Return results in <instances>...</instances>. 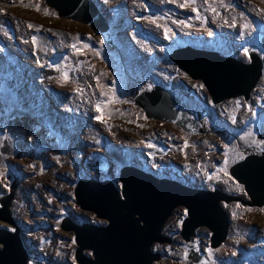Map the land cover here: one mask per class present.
Listing matches in <instances>:
<instances>
[{
	"label": "rangeland",
	"instance_id": "1",
	"mask_svg": "<svg viewBox=\"0 0 264 264\" xmlns=\"http://www.w3.org/2000/svg\"><path fill=\"white\" fill-rule=\"evenodd\" d=\"M95 1L110 23L112 44L103 40L101 45L98 31L59 18L44 0H0V170L5 172L0 178V197L9 193L15 179L10 211L20 229L27 264H77L74 235L61 229L65 220L78 226H106L105 220L74 203L73 191L80 179L110 180L120 188L122 167L152 168L150 173L156 178L247 200L229 169L248 156L264 155V142L259 139L264 131V71L247 102L236 98L213 105L204 86L198 87L202 83L190 80L169 60L174 50L190 41L195 49L249 63L244 48L264 49V14L258 11L264 9V0H222L223 6L221 0H195L185 8L177 6L183 0ZM192 7L201 19H196ZM210 7L220 15L215 16ZM44 9L50 14L45 15ZM241 13L253 24L251 35L239 34ZM233 14L236 28L225 23ZM29 24L34 27L30 29ZM165 27L171 29L168 38ZM18 39L26 41L27 48L13 50L10 43ZM64 72L68 82L62 81ZM101 85L109 94L115 91L119 101L105 110V126L94 119L99 115L94 104L108 99L101 97ZM156 87L167 89L194 110L205 133L191 137L172 124L148 120L134 99ZM236 101L241 102L239 108ZM8 110L13 115L4 114ZM249 132L251 139L246 141ZM148 143L155 147L148 148ZM161 146L170 148V155L154 156ZM101 153L108 157L110 169L105 174L89 173L87 167ZM225 153L228 175L220 170L225 167ZM210 174L212 179H208ZM220 207L229 229L226 240L211 249V260L215 264H264V206L220 203ZM185 218L184 207L173 211L162 230L171 242L153 245L152 250L162 256L153 264H191L185 252L192 242L210 258L208 228H198L189 244L181 239ZM2 228L14 231L0 221ZM84 254L91 257L90 251Z\"/></svg>",
	"mask_w": 264,
	"mask_h": 264
},
{
	"label": "water",
	"instance_id": "2",
	"mask_svg": "<svg viewBox=\"0 0 264 264\" xmlns=\"http://www.w3.org/2000/svg\"><path fill=\"white\" fill-rule=\"evenodd\" d=\"M44 2L59 18L77 21L94 29L101 34L104 42L112 43L110 26L95 0ZM248 56L250 62L245 64L215 52L185 47L174 50L169 60L189 79L201 82L211 103L218 105L236 98H242L244 102L249 100L263 76L264 53L252 46ZM151 103L161 105L152 107ZM134 105L147 119L170 123L189 136L205 132L197 113L162 87L137 95ZM259 139L264 142V131ZM167 152V148H158L154 155L160 156ZM107 160L106 156L100 155L93 166L87 167V171L106 173L109 170ZM229 175L243 187L247 200L218 190L190 188L174 180L156 179L133 166L120 169V188L110 180L80 179L74 187V203L81 211L93 213L107 224L103 227L90 223L78 226L68 220L63 221L61 229L74 235L76 263L153 264L160 261L161 254L154 252L152 247L171 242L162 234V230L178 207L186 209V218L181 224V239L189 242L198 228L206 227L211 233L210 248H218L226 240L229 229L227 216L220 203H240L253 208L264 206V155L246 157L229 169ZM14 181L9 193L0 197V221L14 228L13 232L0 229V264L28 263V255L19 236L20 229L10 211L16 196ZM208 204L213 206V220L203 216ZM85 251H90L91 257L86 256ZM189 251L187 258L193 264L209 260L199 250L197 242Z\"/></svg>",
	"mask_w": 264,
	"mask_h": 264
},
{
	"label": "snow or ice",
	"instance_id": "3",
	"mask_svg": "<svg viewBox=\"0 0 264 264\" xmlns=\"http://www.w3.org/2000/svg\"><path fill=\"white\" fill-rule=\"evenodd\" d=\"M169 2H172V0H169ZM194 3H195V0H183V3H178L177 6H178V7H181V8H185V7H188L189 5L194 4ZM221 6H223L222 0H221ZM37 10H38V11L40 10L39 6H37ZM191 10H192V12L197 13L196 19H201V17L199 16V13H198V9H197L196 7H192ZM210 11L213 12V13L215 14V16H219V15H220V13L217 12L216 8H214V7H210ZM258 11L261 12L262 14H264V9H258ZM44 13H45V15H49V14H50L49 11H48L47 9H44ZM240 16H241V20L243 21V22H241V23L239 24V29H240L239 34H240V36H244L246 33H247L248 35H251V33L255 30L254 27H253L252 22L248 21L247 18L243 15V13H241ZM151 22H152V23H156L155 20H152ZM173 23L181 24V25H184L185 27H191V25H189V24H185L184 21H176V20H174ZM203 23H204V22H203V20H202V26H203ZM225 23L227 24V23H229V22H228L227 20H225ZM229 26L232 27V28H236V27H237L236 17H233V18H232V21H231V23L229 24ZM28 27H29L30 29H32L34 26L31 25V24H29ZM157 27H160V25H157ZM35 30H36V31H40L41 29H40V28H36ZM170 31H171V29H169V28H167V27L164 28V35H165V38H168V35H169V32H170ZM208 34L211 36L213 33H212L211 31H209ZM90 38H91V37H89V39H90ZM36 39H37L36 36H33V37H32V42H33V44L36 43ZM25 42H26V41H25ZM100 44L103 45V39L100 40ZM71 47H72L73 49H76L77 53H79L80 50L77 49L76 44H72ZM84 47L87 48V47H89V45L85 44ZM243 53H244L245 56H248V54H249V49H248V48H244V49H243ZM96 54L99 55L100 53H99V52H96ZM49 66H51V65H49ZM57 68H58V66H57ZM102 75H104V74L102 73ZM62 81H63V82H68V74H67L66 72L62 73ZM97 82H99V78H97ZM194 87H197V86L194 85ZM198 87H199V88H203V85L201 84V85H199ZM105 88H106V86L101 85V92H100V95H101V97H104V96L107 95V96H108V99H107V100H99V101H97V102L94 104L95 111H96L97 113H99V115L95 116L94 119H96L97 121H100L101 123H106V119L104 118V117H105V110H106L111 104L116 103V102H119V101L117 100V98H116L115 91H110V94H109V93L105 92V90H104ZM150 88H151V86H149V90H150ZM77 91H78L80 94H83V89H78ZM235 104H236V107H237V108H239V107L241 106V102H240V101H236ZM249 110H251V109H249ZM108 115L110 116L111 113L109 112ZM253 115H255L254 112H253ZM247 135H248V136H251L252 133L249 132V133H247ZM141 143H144V142L141 141ZM146 146H147L148 148H153V147H155V146L152 145L151 143H148ZM187 146H188V141L185 140L184 147H187ZM226 147H227V146H226ZM149 155H152V153H150ZM225 156H226V159H225V161H224L225 167L222 168V169H220V170L223 171L225 175H228V174H227V170H226V166H227V163H228V160H227V153H225ZM58 162H59V161H58ZM30 167H32V166L30 165ZM4 176H5V172H4L3 170H0V178H3ZM212 178H213V175H211V174L208 175V179H212ZM4 186L7 187V184L5 183ZM237 187L239 188V185H237ZM237 207H239V205H237ZM234 215H235V213H234ZM206 251L209 252V257H210L209 260H208V261H200L199 264H215V262L211 260L212 250H211V249H206ZM232 255L235 256V255H236V252H233ZM186 258H187V253H185V259H186Z\"/></svg>",
	"mask_w": 264,
	"mask_h": 264
},
{
	"label": "bare ground",
	"instance_id": "4",
	"mask_svg": "<svg viewBox=\"0 0 264 264\" xmlns=\"http://www.w3.org/2000/svg\"><path fill=\"white\" fill-rule=\"evenodd\" d=\"M233 17H236V15L235 14H233L232 15V17H230L229 16V23H227V25L229 26V24L231 23V21H232V18ZM236 21H237V17H236ZM240 23H241V21H240ZM230 27V26H229ZM228 27V28H229ZM232 28V27H231ZM10 45H11V47H12V49L14 50H17V48L19 49V51H21L20 50V48H23V49H25V48H27V46H28V43H26V42H24V41H21V39H18V40H12L11 41V43H10ZM16 46V47H15ZM14 47V48H13ZM22 49V50H23ZM204 51V50H203ZM100 73L102 74H105V71L104 70H100ZM154 102H157V99L155 100L154 99ZM152 107H156V106H160L161 104L160 103H151L150 104ZM20 123H24L25 121H19ZM168 124H170V123H168ZM24 125H26L27 126V124L26 123H24ZM102 125H104L103 123H102ZM105 126V125H104ZM251 139V136H246V138H245V140L246 141H249ZM137 186V185H136ZM138 187H139V185H138ZM145 191V190H144ZM147 191V190H146ZM202 205V204H201ZM213 206L211 205V204H208L207 206H206V208H205V210H204V213H203V216L205 217V218H207V219H209V220H213L212 218H213ZM195 211H196V209H194ZM192 241V239L189 241V242H185V243H187V244H189L190 242ZM193 244H194V242H192V246H191V244L188 246L189 248H192L193 247ZM198 245V244H197Z\"/></svg>",
	"mask_w": 264,
	"mask_h": 264
},
{
	"label": "flooded vegetation",
	"instance_id": "5",
	"mask_svg": "<svg viewBox=\"0 0 264 264\" xmlns=\"http://www.w3.org/2000/svg\"><path fill=\"white\" fill-rule=\"evenodd\" d=\"M194 47V46H196L195 45V43H192V42H190V41H187L185 44H184V42H183V45H182V47H179V48H185V47ZM252 46V45H251ZM156 88H158V87H156ZM155 88V89H156ZM154 89V90H155ZM153 91V90H152ZM13 110H11L10 112H12ZM5 113H7L6 111L4 112V114ZM0 134H1V131H0ZM2 153H5V151H3ZM155 153V152H154ZM0 154H1V149H0ZM100 155H104L103 153H101V154H99L98 155V159H99V157H100ZM105 156V155H104ZM107 157V156H106ZM108 161V164H109V159L107 160ZM139 161H141V160H139ZM110 165V164H109ZM91 166H93V165H91ZM149 168H151V166H149ZM137 169H139V170H141V171H145V172H147V173H150V171L152 170V168H151V170L149 169V171H147V170H143V169H140V168H137ZM105 174V173H104ZM151 174V173H150ZM247 207V206H246ZM211 236V235H210ZM211 249V248H210ZM185 253H187V254H190V251H189V247L186 249V252ZM207 257V256H206ZM208 258V257H207ZM188 261H190L191 262V264H193L192 263V261L191 260H189L188 258H186ZM209 259V258H208Z\"/></svg>",
	"mask_w": 264,
	"mask_h": 264
},
{
	"label": "clouds",
	"instance_id": "6",
	"mask_svg": "<svg viewBox=\"0 0 264 264\" xmlns=\"http://www.w3.org/2000/svg\"><path fill=\"white\" fill-rule=\"evenodd\" d=\"M96 2V1H95ZM97 4V3H96ZM98 6V5H97ZM99 8V7H98ZM100 10V9H99ZM101 11V10H100ZM103 14V13H102ZM104 15V14H103ZM107 20V19H106ZM108 24H109V26H110V23L108 22ZM111 29V28H110ZM111 37H112V40H113V36H112V29H111ZM113 42V41H112ZM106 43V42H105ZM112 44V43H111ZM252 46H256V45H252ZM251 46V47H252ZM250 47V48H251ZM256 47H258V46H256ZM194 48V47H193ZM249 48V49H250ZM258 48H260L261 50H262V52L264 53V49L262 48V47H258ZM227 58H229V57H227ZM248 58H249V56H248ZM249 62H250V60H249ZM263 71H264V69H263ZM263 77V76H262ZM191 80V79H190ZM167 90V89H166ZM151 92V91H150ZM170 92V91H169ZM175 96V95H174ZM176 97V96H175ZM177 98V97H176ZM180 100V99H179ZM181 101V100H180ZM144 114V113H143ZM149 120V119H148ZM150 121H154V120H150ZM157 122H159V121H157ZM162 123H164V122H162ZM166 124H168V123H166ZM203 126V125H202ZM203 129H204V127H203ZM204 131H205V129H204ZM205 133V132H204ZM203 133V134H204ZM191 137H196V136H191ZM158 148H167L168 149V152L166 153V154H164V155H160V156H167V155H170V148H168V147H166V146H161V147H158ZM157 148V149H158ZM155 152V151H154ZM153 152V155L155 154ZM154 156H156V155H154ZM108 158V157H107ZM109 169H110V165H109ZM108 172V171H107ZM145 172V171H144ZM147 173V172H146ZM156 178V177H155ZM156 179H160V178H156ZM171 180V179H170ZM175 181V180H174ZM178 182V181H177ZM240 204V203H239ZM241 205V204H240ZM210 247V246H209Z\"/></svg>",
	"mask_w": 264,
	"mask_h": 264
},
{
	"label": "trees",
	"instance_id": "7",
	"mask_svg": "<svg viewBox=\"0 0 264 264\" xmlns=\"http://www.w3.org/2000/svg\"><path fill=\"white\" fill-rule=\"evenodd\" d=\"M6 93L8 94V92H6ZM7 113L10 114V115H13V114H11V112L9 110L7 111Z\"/></svg>",
	"mask_w": 264,
	"mask_h": 264
}]
</instances>
